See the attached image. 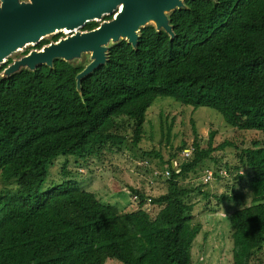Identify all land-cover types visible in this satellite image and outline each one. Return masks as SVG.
<instances>
[{
    "label": "trees",
    "instance_id": "obj_1",
    "mask_svg": "<svg viewBox=\"0 0 264 264\" xmlns=\"http://www.w3.org/2000/svg\"><path fill=\"white\" fill-rule=\"evenodd\" d=\"M170 14L174 37L150 25L136 48L111 46L105 65L78 87L80 64L55 60L3 77L0 69V175L15 191L0 195V264H193L202 226L180 185L216 148L194 143L193 159L172 170L159 212H125L104 204L72 180L46 187L60 157L88 160L122 147L119 119L131 123L132 143L144 135L148 109L158 98L222 115L233 128L264 135V0H185ZM99 26L91 22L90 31ZM63 37L40 42L41 49ZM127 122V121H126ZM229 144H223L224 148ZM252 172V202L229 221L233 264H252L264 246V138L241 155Z\"/></svg>",
    "mask_w": 264,
    "mask_h": 264
},
{
    "label": "rangeland",
    "instance_id": "obj_2",
    "mask_svg": "<svg viewBox=\"0 0 264 264\" xmlns=\"http://www.w3.org/2000/svg\"><path fill=\"white\" fill-rule=\"evenodd\" d=\"M111 18L106 16L98 23ZM60 33L62 38L68 36ZM37 46L32 44L13 54L5 64L10 59L13 62L21 59L24 51H33ZM87 60L90 61V54ZM118 124L115 134L127 137L122 147H108L88 160L58 158L50 167L46 187L72 180L104 204L115 205L125 212L140 208L141 199L132 192L135 189L146 196L144 208L155 216L159 208L152 200L167 191L170 166L180 172L183 164L193 159L195 142L208 149L212 141L216 151L193 172L179 178L183 188L194 191L187 198L194 204L190 218L202 226L192 248V260L193 264H233L229 218L237 209L250 205L253 198V172L242 163L241 155L254 141L263 140L264 135L229 126L213 109H194L171 98H158L148 109L143 139L138 146L132 143L131 123L119 119ZM223 144L229 145L221 149ZM15 187L3 182L0 175V195L15 191ZM105 264L121 263L108 259ZM252 264H264V246Z\"/></svg>",
    "mask_w": 264,
    "mask_h": 264
},
{
    "label": "water",
    "instance_id": "obj_3",
    "mask_svg": "<svg viewBox=\"0 0 264 264\" xmlns=\"http://www.w3.org/2000/svg\"><path fill=\"white\" fill-rule=\"evenodd\" d=\"M185 0H0V67L22 49L37 45L60 32L67 37L52 41L13 62L3 77L23 69L53 67L55 60L80 64L90 61L78 74L82 80L106 64L111 46L125 40L134 48L147 26L174 37L170 14L185 7ZM113 16L97 28L79 31L91 22ZM63 30H67L64 32ZM69 31V32H68ZM80 60L79 63L74 62Z\"/></svg>",
    "mask_w": 264,
    "mask_h": 264
},
{
    "label": "flooded vegetation",
    "instance_id": "obj_4",
    "mask_svg": "<svg viewBox=\"0 0 264 264\" xmlns=\"http://www.w3.org/2000/svg\"><path fill=\"white\" fill-rule=\"evenodd\" d=\"M37 45H38V44H37ZM35 50H37V49H35ZM38 50H39V49H38ZM29 52H31V51H27V50L24 51V52H23V56L27 55ZM23 56H22V57H23ZM9 58H10V57H9ZM12 63H13V60L10 59V60H8V63L2 65V66L0 67V69H1L3 66H6V67H5V69H6V68H7L9 65H11ZM5 69H4V70H5ZM4 70H3V71H4Z\"/></svg>",
    "mask_w": 264,
    "mask_h": 264
},
{
    "label": "bare ground",
    "instance_id": "obj_5",
    "mask_svg": "<svg viewBox=\"0 0 264 264\" xmlns=\"http://www.w3.org/2000/svg\"><path fill=\"white\" fill-rule=\"evenodd\" d=\"M64 32H66L67 30H63ZM69 32V31H68Z\"/></svg>",
    "mask_w": 264,
    "mask_h": 264
}]
</instances>
